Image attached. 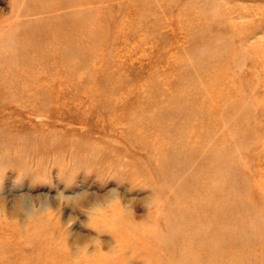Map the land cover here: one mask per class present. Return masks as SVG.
I'll return each instance as SVG.
<instances>
[{
    "label": "rangeland",
    "instance_id": "374dc122",
    "mask_svg": "<svg viewBox=\"0 0 264 264\" xmlns=\"http://www.w3.org/2000/svg\"><path fill=\"white\" fill-rule=\"evenodd\" d=\"M112 188L160 198L133 264H264V0H0V264L86 220L17 199Z\"/></svg>",
    "mask_w": 264,
    "mask_h": 264
},
{
    "label": "clouds",
    "instance_id": "9594fccd",
    "mask_svg": "<svg viewBox=\"0 0 264 264\" xmlns=\"http://www.w3.org/2000/svg\"><path fill=\"white\" fill-rule=\"evenodd\" d=\"M153 193L137 200L135 197L126 199L116 188L103 193L83 190L74 195H65L61 192L55 197V207L49 200H41L32 202L31 207L26 209L24 198L21 197L15 201V208L27 219L44 217L49 211L54 212L57 208L61 213L65 206L70 207L73 213L79 212L86 217V220L80 221L78 215L72 214L66 222L61 223L66 230V239L61 242L60 251L67 257V264H133L135 253L131 248L117 245L112 229L127 226L133 235L159 236L156 210L160 198L156 192ZM137 205L145 209L144 215L139 219L135 211ZM77 221L96 235L73 234L70 229ZM104 233H110L115 241L106 250L100 238ZM70 237H73L71 243Z\"/></svg>",
    "mask_w": 264,
    "mask_h": 264
},
{
    "label": "bare ground",
    "instance_id": "6f19581e",
    "mask_svg": "<svg viewBox=\"0 0 264 264\" xmlns=\"http://www.w3.org/2000/svg\"><path fill=\"white\" fill-rule=\"evenodd\" d=\"M44 249L47 252L51 251L52 253L56 254L61 262L67 263V257L60 251V246L55 248L51 245V243H46Z\"/></svg>",
    "mask_w": 264,
    "mask_h": 264
}]
</instances>
